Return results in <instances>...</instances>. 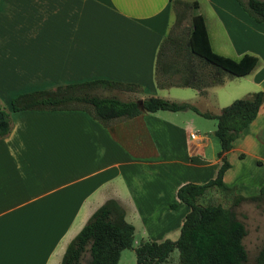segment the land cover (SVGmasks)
<instances>
[{
  "label": "crops",
  "instance_id": "0c3cea01",
  "mask_svg": "<svg viewBox=\"0 0 264 264\" xmlns=\"http://www.w3.org/2000/svg\"><path fill=\"white\" fill-rule=\"evenodd\" d=\"M175 1L0 0V104L9 107L19 93L99 78L137 86L102 88L104 96L139 102L165 89L162 98L175 100L169 87L157 85L155 72ZM180 1L197 3L213 51L258 58L248 74L226 75L204 93L185 86L193 90L189 103L217 114L264 90V23L235 0H202L206 11L199 0ZM10 120L0 137V264H60L67 244L108 199L148 240L176 239L189 210L178 188L206 182L221 164L210 130H203L216 120L190 109L142 112L107 125L83 110H19ZM226 157L224 182L244 196L258 193L264 101Z\"/></svg>",
  "mask_w": 264,
  "mask_h": 264
},
{
  "label": "trees",
  "instance_id": "16d2710c",
  "mask_svg": "<svg viewBox=\"0 0 264 264\" xmlns=\"http://www.w3.org/2000/svg\"><path fill=\"white\" fill-rule=\"evenodd\" d=\"M236 1L254 21L264 23V0ZM175 3L181 9H177L174 24L180 26L186 9H197V3L189 4L180 0ZM177 39L178 37L168 34L159 45L155 67L158 86H187L204 93L205 86L222 83L226 75L248 74L258 62V58L252 54L233 59L213 51L204 17L197 11L191 14V29L185 44L183 67L173 70L176 62H171L167 53L174 44H178L180 48ZM201 63L210 68L206 76L199 72L198 66H201ZM176 73L179 79L174 78ZM101 88L134 91L137 86L99 78L54 89L19 93L11 99L9 107L0 105V137L8 134L11 129V112L19 110H83L104 125L117 118H132L142 112L158 110L190 109L205 118L215 119L217 125L214 135L219 141L217 155L221 159L215 176L203 183L187 182L178 188L179 202L189 207L178 237L161 241L141 240L135 248L136 262L163 264L169 254L177 248L179 264H264V241L253 261L249 260L243 243L247 229L236 211L243 202L254 203L257 208L264 209V184L258 193L244 196L236 192L235 186H229L223 180L225 171L231 167L226 152L257 116L264 101V90L236 98L219 113L214 114L201 112L187 102L170 101L158 96L145 97L140 107L134 99L123 100L116 95L97 94L96 91ZM214 188L230 197L228 206L200 202V199ZM176 206L177 203L170 204L171 208ZM134 231V225L125 218L124 208L115 199H108L92 213L81 230L67 244L60 264H81V258L86 251L89 253L86 264H117L121 251L132 246Z\"/></svg>",
  "mask_w": 264,
  "mask_h": 264
},
{
  "label": "rangeland",
  "instance_id": "374dc122",
  "mask_svg": "<svg viewBox=\"0 0 264 264\" xmlns=\"http://www.w3.org/2000/svg\"><path fill=\"white\" fill-rule=\"evenodd\" d=\"M199 1L201 2V4L203 5V8L206 11L207 10L206 4L202 0H199ZM177 9H181V8H179L176 5V3H173V11H174L175 17H176ZM194 10L196 9H191V8L186 9L184 20L180 26H176L174 24L175 19H173L169 32L166 33V35L169 34L171 36L178 37L177 42H179V46H180L179 48L178 44H174L173 46H170V48L168 49L167 55L169 57V60L173 63L176 62L174 63L173 70H177L183 67L182 64L185 61V57H184L185 44H186L190 29H191V14L193 12H196ZM198 68H199V72L205 76L209 73L210 68L208 66H205L203 63H201V66H198ZM174 76H175L174 78L179 79V75L177 73ZM234 77H237V76H234ZM227 84H229V82ZM161 88H165V87H161ZM169 91H170L171 96L175 98V100H172V99H168V100L175 101V102L189 103L190 98H191L190 93L193 90L189 88H185L184 86L174 85V86L169 87ZM96 93L100 95H107V92H104L102 88L97 90ZM159 94L161 95V98H162V96H166L167 90L162 89L159 92ZM121 97L124 98L125 96H121ZM0 105L7 108V106L4 104H0ZM204 123H205L204 125L205 127H203V130L205 132L210 130V132H208L210 142L213 141L215 143L216 148L219 150L220 148L219 141L213 133V130L216 129V121L213 122L209 120ZM211 123H214V126L211 125ZM208 148H209V151H211V148L210 147ZM200 202L203 204L220 203V204H223L224 206H228L230 204V197L221 193L218 189L214 188L208 191L206 195L200 199ZM236 211L238 213V217L244 222L246 226L247 235L244 237L243 243L245 244V247L247 249L249 260L253 261L259 248L261 247L264 241V209L257 208L254 205V203L243 202L236 208ZM128 220H131L130 217H128ZM136 226H137V230L134 231L135 233H134L133 244L131 247L125 248L121 251L120 258L117 264H137L135 248L138 246L141 240H143L144 238L145 240H148V239L141 234L139 226L137 224ZM88 258H89V253L88 251H86L84 252L81 258V264H86V261L88 260ZM163 264H179V252L177 248H175L169 254L167 261Z\"/></svg>",
  "mask_w": 264,
  "mask_h": 264
},
{
  "label": "built area",
  "instance_id": "2783aa9c",
  "mask_svg": "<svg viewBox=\"0 0 264 264\" xmlns=\"http://www.w3.org/2000/svg\"><path fill=\"white\" fill-rule=\"evenodd\" d=\"M191 138H193V139L196 138L195 133H192V134H191Z\"/></svg>",
  "mask_w": 264,
  "mask_h": 264
},
{
  "label": "water",
  "instance_id": "95a60500",
  "mask_svg": "<svg viewBox=\"0 0 264 264\" xmlns=\"http://www.w3.org/2000/svg\"><path fill=\"white\" fill-rule=\"evenodd\" d=\"M138 103H139V105H140V107H141V104H142V102H141V101H139Z\"/></svg>",
  "mask_w": 264,
  "mask_h": 264
}]
</instances>
